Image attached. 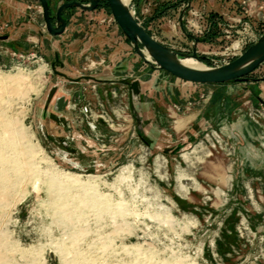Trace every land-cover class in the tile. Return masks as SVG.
Wrapping results in <instances>:
<instances>
[{"label":"rangeland","instance_id":"374dc122","mask_svg":"<svg viewBox=\"0 0 264 264\" xmlns=\"http://www.w3.org/2000/svg\"><path fill=\"white\" fill-rule=\"evenodd\" d=\"M48 1L56 23L72 0ZM129 7L205 67L264 33V0ZM63 16L53 35L38 0H0V264H264V62L190 82L144 60L106 0Z\"/></svg>","mask_w":264,"mask_h":264},{"label":"water","instance_id":"95a60500","mask_svg":"<svg viewBox=\"0 0 264 264\" xmlns=\"http://www.w3.org/2000/svg\"><path fill=\"white\" fill-rule=\"evenodd\" d=\"M42 7L43 17L46 29L53 35L62 34L67 26V20L63 12L77 6L83 10H95L100 0H89V3H83L78 0H72L62 3L56 12V25L52 21L50 5L48 0H38ZM111 9L121 31L130 41L135 51L146 61L156 63L153 65L158 69H164L172 75L186 81L196 83H226L230 81L246 80L247 76L255 71L264 62V33L258 40L250 45L242 54L234 60L216 67H206L197 69L187 66L181 62L178 52L169 46L156 40L149 32L137 21L129 4H124L121 0H106ZM193 37L191 34H189ZM8 36H0V39H7ZM198 42L199 39L195 38ZM148 54L149 58L146 56ZM191 57L199 60L200 57L194 50ZM58 60V59H57ZM54 66V65H53Z\"/></svg>","mask_w":264,"mask_h":264},{"label":"bare ground","instance_id":"6f19581e","mask_svg":"<svg viewBox=\"0 0 264 264\" xmlns=\"http://www.w3.org/2000/svg\"><path fill=\"white\" fill-rule=\"evenodd\" d=\"M124 4L128 5L129 3H131L132 0H121ZM146 56L149 58L148 54L145 52ZM200 60V59H199ZM199 60L193 58V57H183L181 58V62L187 66H190V67H193V68H197V69H203V68H206L205 66H203L202 63L199 62ZM12 138V137H11ZM13 142V141H12ZM2 141L0 140V146L2 145L1 144ZM13 144V143H12ZM0 155H4V152L1 151V148H0ZM9 161L10 159H5V161L3 159H1L0 157V163H6V164H9ZM15 167L18 169V171H21V168H24L26 169V171H32V173L36 172L35 171V168L32 166V165H29L27 162H20V165L17 166V164H15ZM6 171V168L3 167L0 169V177L4 176V173ZM24 176L25 174L22 173ZM63 177H65V179L67 181H69L70 183L73 181H76V179L74 178L73 175H70V174H65V175H62V176H53L52 179L50 180V186H55L57 184H60L61 182L60 181H64ZM60 179V180H59Z\"/></svg>","mask_w":264,"mask_h":264},{"label":"flooded vegetation","instance_id":"af4514ba","mask_svg":"<svg viewBox=\"0 0 264 264\" xmlns=\"http://www.w3.org/2000/svg\"><path fill=\"white\" fill-rule=\"evenodd\" d=\"M52 21H54L53 19H52ZM54 23V22H53ZM54 25H56V23H54Z\"/></svg>","mask_w":264,"mask_h":264}]
</instances>
